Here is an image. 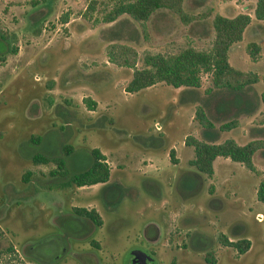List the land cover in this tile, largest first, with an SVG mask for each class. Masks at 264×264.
I'll use <instances>...</instances> for the list:
<instances>
[{
	"label": "rangeland",
	"instance_id": "rangeland-1",
	"mask_svg": "<svg viewBox=\"0 0 264 264\" xmlns=\"http://www.w3.org/2000/svg\"><path fill=\"white\" fill-rule=\"evenodd\" d=\"M89 1L0 0V30L7 35L0 38V264H132L135 249L154 264H264V203L255 194L264 181V145L253 152L252 169L219 157L206 176L194 175L187 163L192 147L184 143L188 135L201 137L196 105L214 127L236 120L216 141H264V20L252 16L254 0H183L184 12L196 18L182 23L177 13L158 8L142 27L126 14L103 22L112 0H95L90 9ZM209 7V15L197 18ZM213 12L249 14L227 59L256 81L234 92L214 88L209 74L201 73L196 88L155 82L124 89L133 67L119 64L123 58L205 47ZM111 42L132 48L135 56L111 46L110 60ZM11 45L14 52L7 51ZM86 98L95 102L92 108ZM64 142L73 150L63 156ZM91 147L105 157L108 178L82 189L63 185L69 172L48 174L52 161L30 160L49 152L80 168ZM87 203L101 224L73 212ZM219 234L247 238L249 247L237 253L218 241Z\"/></svg>",
	"mask_w": 264,
	"mask_h": 264
},
{
	"label": "trees",
	"instance_id": "trees-1",
	"mask_svg": "<svg viewBox=\"0 0 264 264\" xmlns=\"http://www.w3.org/2000/svg\"><path fill=\"white\" fill-rule=\"evenodd\" d=\"M183 0H112L110 6L102 12L101 21L112 22L119 15L126 14L130 19L138 22L141 27L143 22L148 19L150 14L158 8H166L178 14L182 23H188L196 18L194 14H187L182 9ZM95 0H90L86 7L93 8ZM208 10L200 13L197 18H203L209 15ZM210 19L209 44L205 47H196L188 44L174 50H158L154 52L144 51L138 59L127 60L123 58L119 64L133 67L131 76L127 81L124 89L128 92L137 91L143 87L150 86L155 82H163L172 87H198L200 85V74L208 73L211 84L214 88H225L234 92L242 90L247 84L257 80L255 74H244L238 69L232 67L227 59V53L230 44L241 38L244 27L249 23L250 16L246 12H237L234 15L227 16L218 12H213ZM252 16L258 20H264V0H254L252 6ZM63 22L66 21L64 18ZM114 29V28H112ZM114 31V32H113ZM112 31V37L117 35L116 31ZM144 36V34H143ZM0 38L7 39L5 32L0 30ZM112 39V38H110ZM119 46L122 48L121 53L129 50L134 56L132 48L124 44L109 43L106 52L109 59H113L112 53L108 47ZM249 52L253 53L256 45L248 44ZM15 46H10L7 51L14 52ZM4 60V54H0V63ZM138 63V64H137ZM234 95L237 94L234 93ZM233 98L237 103L238 99ZM233 101V103H234ZM86 104L92 108L94 101L86 98ZM234 103V106H238ZM247 103V102H246ZM238 104V103H237ZM247 106V105H246ZM245 106V107H246ZM247 108V107H246ZM245 108V109H246ZM194 116L200 125V138L194 136H186L184 143L192 147V156L187 160L188 165L195 169L194 175L198 172L210 176L212 174V161L215 156L228 157L232 161L242 163L245 167L252 169V154L264 141L252 138L245 143H237L233 138H224L216 141L219 132L229 129L236 125V120L232 119L218 127H214L211 120L206 117L203 108L196 105ZM107 121L110 123L111 119ZM260 130L261 128H256ZM69 130V129H67ZM70 130L66 133L68 137ZM29 141L38 142L39 137H28ZM63 156L70 153L73 148L68 143H62L60 146ZM49 152L35 153L30 156L33 163H47L49 160L53 162L54 167L48 170V174L56 177L57 170L65 172L69 175L64 179L63 185L73 184L75 186L90 185L98 182H104L108 178L109 167L106 164L105 157L96 148L89 149V161L85 162L80 168H77L75 160L66 161L60 155L49 156ZM173 151H169V157H172ZM171 162H175L174 158ZM65 164H69L71 169H66ZM69 168V167H68ZM72 168H75L72 170ZM65 169V170H64ZM63 170V171H62ZM30 174L26 170L22 175V180L27 181ZM62 185V186H63ZM257 200L264 203V181H260L256 188ZM75 214L88 218L95 225L101 224L100 215L93 208L72 207ZM218 239L225 245L234 247L237 253L245 252L249 247L247 238H237L236 240H228L224 234H219ZM95 243V242H94ZM96 244V243H95ZM208 259V258H207ZM212 261V259H210Z\"/></svg>",
	"mask_w": 264,
	"mask_h": 264
},
{
	"label": "water",
	"instance_id": "water-1",
	"mask_svg": "<svg viewBox=\"0 0 264 264\" xmlns=\"http://www.w3.org/2000/svg\"><path fill=\"white\" fill-rule=\"evenodd\" d=\"M132 253V264H146L145 260H148L151 262V264H154L153 258L140 249H135Z\"/></svg>",
	"mask_w": 264,
	"mask_h": 264
},
{
	"label": "crops",
	"instance_id": "crops-1",
	"mask_svg": "<svg viewBox=\"0 0 264 264\" xmlns=\"http://www.w3.org/2000/svg\"><path fill=\"white\" fill-rule=\"evenodd\" d=\"M219 13V12H218ZM221 14V13H220ZM223 15H225V14H223ZM234 15V14H233ZM231 16V15H230ZM194 37H196V36H194ZM192 150V149H191ZM192 156V155H191ZM191 156L190 157H188L187 158V160L189 159V158H191ZM224 158L225 160L226 159H229L228 157H223V156H215L214 157V159H213V161H212V169H214L213 168V163L214 162H216V160L218 159V158ZM174 158H175V162H173V163H176V162H178L179 161V158L176 156V155H174ZM230 160V159H229ZM230 161H232V160H230ZM237 162V161H236ZM147 171V170H146ZM99 183V182H98ZM94 184H96V183H94ZM94 184H90V185H94ZM89 185H81V186H76L77 187V189H82V187H88ZM88 206V207H87ZM73 207H83V208H86V209H89V208H93L94 209V207L93 206H91V205H88V203H87V205H85V206H73ZM95 211H96V209H94ZM97 212V211H96ZM98 213V212H97ZM154 228V230L156 229L155 227H153Z\"/></svg>",
	"mask_w": 264,
	"mask_h": 264
},
{
	"label": "flooded vegetation",
	"instance_id": "flooded-vegetation-1",
	"mask_svg": "<svg viewBox=\"0 0 264 264\" xmlns=\"http://www.w3.org/2000/svg\"><path fill=\"white\" fill-rule=\"evenodd\" d=\"M59 210H57V212H58ZM60 213V211L55 215V217L56 216H58V214ZM79 217H82V216H79ZM58 219V218H57ZM237 239V238H236ZM236 239H234V240H236ZM218 241L221 243V244H223L219 239H218ZM223 245H225V244H223ZM234 248V247H233ZM235 249V248H234ZM236 250V249H235ZM237 252V251H236ZM45 258V257H44ZM210 259H212V258H208L207 259V257L205 258V260L207 261V262H210V263H212L213 262V259H212V261L210 260ZM146 261V264H151V262L150 261H148V260H145ZM38 262H40L41 264H47V262L46 261H43V260H39Z\"/></svg>",
	"mask_w": 264,
	"mask_h": 264
},
{
	"label": "built area",
	"instance_id": "built-area-1",
	"mask_svg": "<svg viewBox=\"0 0 264 264\" xmlns=\"http://www.w3.org/2000/svg\"><path fill=\"white\" fill-rule=\"evenodd\" d=\"M261 217H262V214L261 213H255V219L256 220H260L261 219Z\"/></svg>",
	"mask_w": 264,
	"mask_h": 264
}]
</instances>
